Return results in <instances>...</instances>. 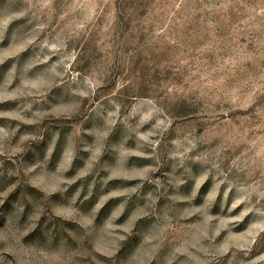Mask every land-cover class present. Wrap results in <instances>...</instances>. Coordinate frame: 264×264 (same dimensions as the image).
I'll return each instance as SVG.
<instances>
[{
	"label": "rangeland",
	"instance_id": "rangeland-1",
	"mask_svg": "<svg viewBox=\"0 0 264 264\" xmlns=\"http://www.w3.org/2000/svg\"><path fill=\"white\" fill-rule=\"evenodd\" d=\"M0 264H264V0H0Z\"/></svg>",
	"mask_w": 264,
	"mask_h": 264
}]
</instances>
